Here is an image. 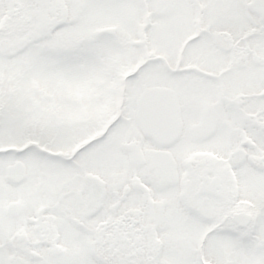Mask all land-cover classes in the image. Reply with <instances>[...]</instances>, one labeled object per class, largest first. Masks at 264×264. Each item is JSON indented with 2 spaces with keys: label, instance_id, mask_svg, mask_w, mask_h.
I'll return each instance as SVG.
<instances>
[{
  "label": "snow or ice",
  "instance_id": "1",
  "mask_svg": "<svg viewBox=\"0 0 264 264\" xmlns=\"http://www.w3.org/2000/svg\"><path fill=\"white\" fill-rule=\"evenodd\" d=\"M0 264H264V0H0Z\"/></svg>",
  "mask_w": 264,
  "mask_h": 264
}]
</instances>
